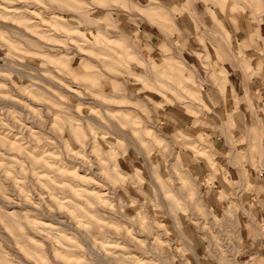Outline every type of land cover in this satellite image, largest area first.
I'll use <instances>...</instances> for the list:
<instances>
[{"label":"clouds","instance_id":"clouds-1","mask_svg":"<svg viewBox=\"0 0 264 264\" xmlns=\"http://www.w3.org/2000/svg\"><path fill=\"white\" fill-rule=\"evenodd\" d=\"M0 264H264V0H0Z\"/></svg>","mask_w":264,"mask_h":264}]
</instances>
